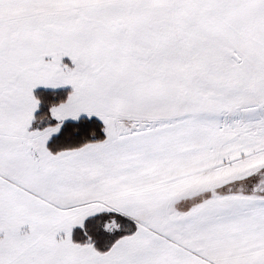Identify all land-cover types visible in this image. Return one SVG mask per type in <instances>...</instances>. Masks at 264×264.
I'll use <instances>...</instances> for the list:
<instances>
[{
	"label": "snow or ice",
	"instance_id": "6c2138e0",
	"mask_svg": "<svg viewBox=\"0 0 264 264\" xmlns=\"http://www.w3.org/2000/svg\"><path fill=\"white\" fill-rule=\"evenodd\" d=\"M0 264H264V0H0Z\"/></svg>",
	"mask_w": 264,
	"mask_h": 264
}]
</instances>
